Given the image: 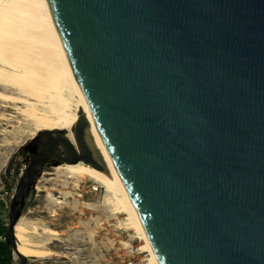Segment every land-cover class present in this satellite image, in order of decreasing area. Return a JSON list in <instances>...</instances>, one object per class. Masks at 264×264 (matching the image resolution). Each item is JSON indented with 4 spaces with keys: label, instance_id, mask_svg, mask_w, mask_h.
<instances>
[{
    "label": "water",
    "instance_id": "1",
    "mask_svg": "<svg viewBox=\"0 0 264 264\" xmlns=\"http://www.w3.org/2000/svg\"><path fill=\"white\" fill-rule=\"evenodd\" d=\"M47 2L160 264H264V0ZM86 135H46L22 164L5 232L19 264L43 166L100 167Z\"/></svg>",
    "mask_w": 264,
    "mask_h": 264
},
{
    "label": "bare ground",
    "instance_id": "2",
    "mask_svg": "<svg viewBox=\"0 0 264 264\" xmlns=\"http://www.w3.org/2000/svg\"><path fill=\"white\" fill-rule=\"evenodd\" d=\"M8 107L33 125L31 136L38 132L53 138V134L58 137L63 131L74 145L75 126H85L100 167L83 161L62 162L53 166L54 173L65 176L63 182L69 179L74 187L91 180V190H101V199L98 204H81L105 210L116 218L115 228L131 231V237L140 241L136 250L145 253V264H160L69 65L47 0H0V120H10L5 112ZM52 192L47 191L46 197L56 204L62 203V195L69 194ZM39 224L42 223L38 219L23 215L14 224L12 237L25 257L54 255L45 245L58 231L47 226L39 231ZM122 243L130 246L128 242Z\"/></svg>",
    "mask_w": 264,
    "mask_h": 264
},
{
    "label": "rangeland",
    "instance_id": "3",
    "mask_svg": "<svg viewBox=\"0 0 264 264\" xmlns=\"http://www.w3.org/2000/svg\"><path fill=\"white\" fill-rule=\"evenodd\" d=\"M5 112L9 113L10 120H0V219L7 226L9 204L16 190L22 164L33 155L36 143L42 142L46 135L40 136L38 132L35 136L29 135L32 124L21 120L9 107ZM22 145L32 148L25 157L17 153ZM58 148L62 150L61 146ZM54 165L57 164L48 162L43 166L41 174L28 188L19 213V216L38 219L42 223L39 224V231L42 226L58 231L56 236L47 239L49 243L45 245L54 251V255L26 257L25 264H145V253L136 250L140 241L131 237V231L115 228L116 218L105 210L81 204L82 201L98 204L101 190H91V180H86L78 187H74L69 179L63 182L65 176L55 174ZM47 191H53L55 195H62L60 192L64 191L69 194L62 195V203L56 204L47 199ZM76 192L81 196H77ZM118 217L121 219L122 216ZM38 239L42 238L38 236ZM124 241L130 246H125L122 243ZM11 258L12 264H19V258L13 252Z\"/></svg>",
    "mask_w": 264,
    "mask_h": 264
},
{
    "label": "trees",
    "instance_id": "4",
    "mask_svg": "<svg viewBox=\"0 0 264 264\" xmlns=\"http://www.w3.org/2000/svg\"><path fill=\"white\" fill-rule=\"evenodd\" d=\"M32 148H28L27 145H22L18 148L17 153L23 157L28 152H31ZM6 226L0 219V264H12L11 251L5 240Z\"/></svg>",
    "mask_w": 264,
    "mask_h": 264
},
{
    "label": "flooded vegetation",
    "instance_id": "5",
    "mask_svg": "<svg viewBox=\"0 0 264 264\" xmlns=\"http://www.w3.org/2000/svg\"><path fill=\"white\" fill-rule=\"evenodd\" d=\"M58 150H59V148H58ZM59 151H62V150H59Z\"/></svg>",
    "mask_w": 264,
    "mask_h": 264
}]
</instances>
